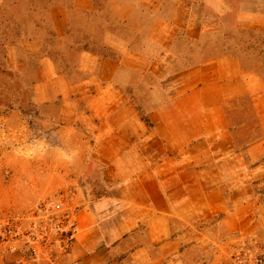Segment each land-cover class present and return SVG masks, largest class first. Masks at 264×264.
I'll list each match as a JSON object with an SVG mask.
<instances>
[{
	"label": "crops",
	"instance_id": "obj_1",
	"mask_svg": "<svg viewBox=\"0 0 264 264\" xmlns=\"http://www.w3.org/2000/svg\"><path fill=\"white\" fill-rule=\"evenodd\" d=\"M224 59L163 77L151 106L98 60L91 117L55 153L76 206L69 261L200 264L216 238L264 239V80Z\"/></svg>",
	"mask_w": 264,
	"mask_h": 264
},
{
	"label": "rangeland",
	"instance_id": "obj_2",
	"mask_svg": "<svg viewBox=\"0 0 264 264\" xmlns=\"http://www.w3.org/2000/svg\"><path fill=\"white\" fill-rule=\"evenodd\" d=\"M230 57L264 80V0H0V218L26 226L65 183L53 174L59 137L82 135L98 60L112 58L117 77L134 83L129 97L151 106L163 77ZM234 102L246 108L249 95ZM248 237L264 240L216 238L200 264H218ZM68 251L56 246L35 264H76ZM17 255L0 244V264Z\"/></svg>",
	"mask_w": 264,
	"mask_h": 264
},
{
	"label": "built area",
	"instance_id": "obj_3",
	"mask_svg": "<svg viewBox=\"0 0 264 264\" xmlns=\"http://www.w3.org/2000/svg\"><path fill=\"white\" fill-rule=\"evenodd\" d=\"M72 195L71 183L65 182L30 211L26 226L16 216L0 218V244L10 242L11 249L18 251L14 264H35L51 256L56 246L63 251L71 248L76 227ZM218 264H264V240L241 238Z\"/></svg>",
	"mask_w": 264,
	"mask_h": 264
}]
</instances>
